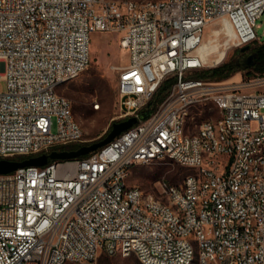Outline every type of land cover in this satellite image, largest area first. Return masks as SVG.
Wrapping results in <instances>:
<instances>
[{
	"label": "built area",
	"instance_id": "built-area-1",
	"mask_svg": "<svg viewBox=\"0 0 264 264\" xmlns=\"http://www.w3.org/2000/svg\"><path fill=\"white\" fill-rule=\"evenodd\" d=\"M264 0H156L136 6L117 0H0V159L21 160L82 142L71 104L58 92L90 62V34L111 32L128 52L118 81V118L138 120L85 155L0 173V264H80L116 254L124 238L143 264H264V153L258 173L246 175L245 155L264 141V72L248 85L209 82L200 47L208 30L234 36L228 47L258 38ZM228 37V36H227ZM174 78L164 98L140 115L154 91ZM247 86L256 88L243 92ZM188 99L213 101L225 111L221 145L209 119L198 138L172 130V114ZM187 120V119H186ZM55 123V130L53 125ZM84 143H81L82 145ZM231 152L230 168L220 165ZM175 154L179 164L203 170L160 194L127 184L126 167L152 155ZM237 167L245 175L236 177ZM183 203L185 214L175 213ZM253 222V229H246ZM62 245L59 255L52 247Z\"/></svg>",
	"mask_w": 264,
	"mask_h": 264
},
{
	"label": "rangeland",
	"instance_id": "rangeland-1",
	"mask_svg": "<svg viewBox=\"0 0 264 264\" xmlns=\"http://www.w3.org/2000/svg\"><path fill=\"white\" fill-rule=\"evenodd\" d=\"M255 30L258 36L257 39L250 43L231 45L226 49L225 57L220 62L210 60L205 66L193 69L190 73L201 72L220 66L223 63H230L238 66V68L227 77L218 79L215 76H210L202 79L215 83L225 82L232 85H249L256 76L264 72V70L261 72L252 67L256 60L254 47L264 42V12L256 19ZM212 38H215V36L208 30L204 37V42ZM226 39L227 36L223 33L217 36L218 42L222 43L221 48L224 47ZM245 46L247 47L245 48ZM216 56V54H213L212 58L214 59ZM248 57L251 58V64L248 63ZM128 62V52L119 46L117 34L99 31L91 32L89 65L80 74L58 87V92L69 99L72 113L84 131L83 141L74 143L75 145L89 143L102 138L111 129L112 123L120 120L117 117L119 113L118 81L123 68ZM5 88L6 81L0 79V91H4ZM255 90L256 88L253 86H247L242 89L246 93ZM94 102L99 103V108L93 107ZM215 116L216 110L212 102H200L192 108L185 130L192 132L202 119ZM53 130H55V123ZM192 172H194L193 169L183 166L172 159H153L134 165L126 176V182L129 185L140 187L144 194H153L166 201V196L160 194V183L165 181L168 185H180L185 176ZM98 264L143 263L134 253L121 256L108 255L102 252L98 258ZM193 264H198L197 259Z\"/></svg>",
	"mask_w": 264,
	"mask_h": 264
},
{
	"label": "bare ground",
	"instance_id": "bare-ground-1",
	"mask_svg": "<svg viewBox=\"0 0 264 264\" xmlns=\"http://www.w3.org/2000/svg\"><path fill=\"white\" fill-rule=\"evenodd\" d=\"M117 1H125V2H133L136 6H144V1L138 2L135 0H117ZM156 0H147V6H155ZM225 32L227 34V39L224 42V47L221 48L222 43L218 42L217 36L218 33L215 32V38H212L208 41L203 42V44L200 47V52L202 58L208 62L210 60L214 62H220L226 54V49L228 48V40L234 36L233 31L231 28L226 25L225 26ZM213 54H216V58H212ZM78 74H76L77 76ZM203 101H197L195 99H188L181 103L180 105V111L179 114H172L171 118V128L172 130H180V134H187L190 133L185 130L186 122L190 115V112L192 108L198 103ZM213 104V101H210ZM94 108H99V103L94 102L93 103ZM216 110V116L215 117H207L204 119H209V125H210V134H211V140H213L214 145H221L222 142V127L225 126V111L221 109H217V107H214ZM71 115H73L71 110ZM75 118V117H74ZM75 128L76 130H81V135H84L83 128L79 121L75 118ZM197 135L198 138H205V128H197ZM264 153V141H262L260 144H257L255 148L249 150L247 154L245 155V164L246 166V175H256L258 173V159L262 158V154ZM169 158L179 163V158L175 154H166L162 157V155H152L148 161L153 159H164ZM147 162L146 160H134L132 161L128 167H126L125 170V178L128 174V172L131 170V168L134 165L141 164ZM230 162H231V152H224L223 158H220V165H222L223 168H230ZM194 172L189 173L185 176V179L188 180H197L203 178V170H195ZM245 175V167H237L236 169V177H243ZM132 187H138L135 185H132ZM168 188H175V185L171 184L168 185ZM141 193L144 194L143 190L141 189ZM151 201L156 203V205H160L162 207L166 208H174V201L172 199H169L168 196H166V201H163L162 199L156 197L155 195L151 194ZM175 213L177 214H185V206L183 203H175ZM246 229H253V222H246ZM134 245V238H124L123 242L120 246L119 250H116V254L112 255H121V256H127L130 253V247ZM60 252H62V245H55V247H52V255H59ZM197 259V256H190L188 260V264H193V262ZM198 261V259H197ZM67 263L71 264H80V260H67ZM55 264H63V263H55ZM91 264H98V262H91Z\"/></svg>",
	"mask_w": 264,
	"mask_h": 264
},
{
	"label": "water",
	"instance_id": "water-1",
	"mask_svg": "<svg viewBox=\"0 0 264 264\" xmlns=\"http://www.w3.org/2000/svg\"><path fill=\"white\" fill-rule=\"evenodd\" d=\"M246 47L247 46H245V48ZM248 63H252L250 57H248ZM137 120L138 118L136 116H130L126 119L114 121L112 123L111 129L102 138L89 143H84L82 145H79L77 148L53 150L49 154L44 153L38 156H32L21 160L1 158L0 173H7L22 166L44 165L49 161V159H69L85 155L110 142L114 137L120 134L123 130L129 128Z\"/></svg>",
	"mask_w": 264,
	"mask_h": 264
},
{
	"label": "trees",
	"instance_id": "trees-1",
	"mask_svg": "<svg viewBox=\"0 0 264 264\" xmlns=\"http://www.w3.org/2000/svg\"><path fill=\"white\" fill-rule=\"evenodd\" d=\"M255 49V55L256 60L253 64V68L257 71H263L264 70V42L261 44H258L254 47ZM238 66H235L234 64L230 63H223L220 66H217L215 68L206 69L201 72L192 73V75L198 77V78H205L210 76H215L218 79H222L230 75L232 72H234ZM174 78L170 77L162 81V83L158 86V88L154 91L151 98L147 102L146 106L141 110L140 115L142 117H146L150 114V112L155 108V106L162 100L165 93L173 83ZM80 144L75 145L71 144L66 146L67 149H73L77 148Z\"/></svg>",
	"mask_w": 264,
	"mask_h": 264
}]
</instances>
